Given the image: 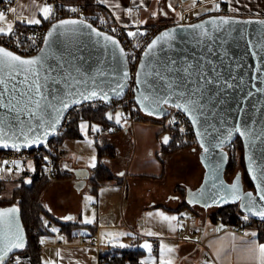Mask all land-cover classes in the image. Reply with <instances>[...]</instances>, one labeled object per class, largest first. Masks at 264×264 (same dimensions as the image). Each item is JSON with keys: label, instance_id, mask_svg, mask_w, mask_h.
Returning <instances> with one entry per match:
<instances>
[{"label": "water", "instance_id": "1", "mask_svg": "<svg viewBox=\"0 0 264 264\" xmlns=\"http://www.w3.org/2000/svg\"><path fill=\"white\" fill-rule=\"evenodd\" d=\"M220 17L237 23L230 22L219 27L205 23L216 19L219 25ZM83 21L84 25H91V28L96 29V32L111 36L118 42L119 47L105 41L103 35L98 36L93 33L91 28L76 25L69 26L75 27L77 29L75 32L65 33L63 29H56L49 37L47 44L44 39L41 49H45V54H42L40 49L35 55L23 58L45 55L46 66L51 65L54 70L53 75H56L60 80L59 84L51 85L58 90L60 96H63L64 91L68 90L63 77L71 73L72 77L81 82L70 91L87 93L95 90L98 93L97 97L89 100L80 98V103H69V106L63 109L59 115V122L56 124L55 130L50 127V124L56 119L53 109L42 113L45 121L48 122L43 129L38 126L39 120H32L33 131L28 132V135L29 137L40 136L42 141L40 143L25 146L24 138L19 134L18 124L14 128H5L9 137L14 132L16 136L14 139L5 137L8 146L4 147L3 144H0V151H29L41 148L56 135L67 113L76 106L90 101H104L110 105L113 100L123 98L130 82V70L121 43L112 34L95 28L86 20ZM245 21L250 23H244ZM260 21H264V18L210 14L190 23L168 26L160 31L153 40L169 31L172 32L173 38L166 42L161 41L146 56L147 47L135 72L133 94L135 104L147 116L164 118L169 116L173 108L183 113L189 120L199 147L198 158L204 169L200 185L195 190L186 192L185 200L190 206L197 205L207 209L236 204L241 213V220L264 222V217L258 214L264 209V200L260 198L257 191L258 184L264 188V180H261V176L264 175V139L256 138L264 132V91H261L264 89V24H261ZM202 23H204L203 29L194 30L189 27V25ZM57 24L59 22L53 25ZM53 25L47 30L45 37L53 30ZM202 32H207L208 35H201ZM0 47L3 46L0 45ZM121 49L124 53L123 56L120 55ZM141 63L145 65L143 73L152 72V75L147 77L142 75L141 79L145 80V83L138 85L137 73L141 72ZM189 65L192 66V74L185 79L186 74L182 70ZM125 72H127V77L124 76ZM157 72L160 73L159 76L156 75ZM200 72L203 73L202 76L199 75ZM206 80H212L213 83H206ZM196 81H199L203 89L204 108L202 115L197 113L199 121L194 125L188 114L174 105L177 103L176 94L185 91L183 84L187 83L188 90H191L197 86ZM169 83L173 84L172 88L168 87ZM227 83L232 84L233 87L228 88ZM117 85H122V88ZM141 92L153 98L169 95L172 98L168 104H161L159 108L150 104V101H145L144 105H141L137 103ZM104 93H107V100L102 98ZM200 97L201 94L197 93L196 98ZM75 98L78 97H68L69 100ZM53 103L57 108L62 107L57 101H53ZM148 111H152L153 114L149 115ZM117 113L120 111L114 113L108 109L106 118L109 122L122 128L120 121L117 123ZM3 114L4 110H0V115ZM21 119L27 121L28 117H21ZM238 124L242 131L248 132V135L243 136L233 131L231 137L221 147H216L219 141L227 136V132ZM24 130L27 131V126ZM45 131L47 132L46 136L44 135ZM165 137H168L167 143H164ZM237 139L242 144L245 172L253 187L244 190L242 183L238 181L239 176H236L232 184L238 182V195L241 198L233 199L228 190L232 184L225 183L224 175L229 161L226 148ZM169 141V136L164 135L162 142L168 144ZM201 143L208 148V152L204 151ZM13 144L18 147H13ZM249 157H251L256 179H253V172L249 171ZM217 165H219L218 168ZM72 174L76 178L75 188L80 191L84 187L88 175H84L80 169H73ZM247 193L252 194L251 198L247 196ZM15 224L22 231L25 247V235L18 214H15ZM24 247L13 249L4 258L3 264L12 254L23 250Z\"/></svg>", "mask_w": 264, "mask_h": 264}, {"label": "crops", "instance_id": "2", "mask_svg": "<svg viewBox=\"0 0 264 264\" xmlns=\"http://www.w3.org/2000/svg\"><path fill=\"white\" fill-rule=\"evenodd\" d=\"M0 1L10 3L6 10L0 9L5 17L0 21V27H6L10 23L14 28L18 22L38 19L40 8L44 7L39 0ZM187 1L189 2V0H93L109 15V23L128 27H145L160 21L175 20L176 9L180 5L186 6ZM207 2L220 3L224 12L217 14L264 18V0H207ZM196 4L199 7L203 3L197 0ZM185 12L189 11L184 9L183 14ZM82 124L87 125L85 129L95 143L93 155L95 159L83 164L74 160L72 152H68L66 148L67 145L75 147V143L83 139L80 128ZM136 124L139 125L141 122ZM93 126L96 131H93ZM152 128V135L147 142L137 135L141 144L136 147L133 126L117 133L105 134L101 132L100 126L87 121L79 123L80 137L69 139L68 144L59 148L56 156L57 179L51 181L48 187L50 205L46 204L45 207L48 216L57 223V226L55 231H52V227L40 239L39 253L43 264H103L100 257L102 253L114 248L141 250L143 243L151 246V254L156 256V259L142 261L141 258V264H161L162 260L169 261L170 264H259L257 246L264 242L260 241L257 230L238 233L225 228L223 224L211 221L209 215L212 213L208 211L210 208L190 206L185 196L187 190H195L199 186L196 177L194 179L185 177V169L180 171L182 175L179 172L173 173L169 160L174 156L162 151V147L167 145L162 142L163 136L168 135L170 138V132L166 131L161 136L162 129L157 131L156 127ZM101 149H104L105 153L98 157V151ZM191 150L195 151L193 148ZM177 155L176 157L180 158L179 153ZM98 164L111 174V179H94L93 170ZM201 168L203 175V167ZM73 169H80L84 175H88L80 191L75 188L76 178L72 174ZM4 172L7 173L2 171L0 180L8 178L9 175L4 176ZM15 173L19 174L16 175L19 180H23L28 174L23 169ZM88 184L89 190L96 195L97 205L93 211L86 208L80 194L79 196L74 194L81 193ZM181 188L185 189L184 193ZM183 208H188L193 217L179 213ZM157 213L176 219L164 220ZM179 216L187 219V222H179ZM87 220L91 222L88 223ZM65 225L70 231L69 237L64 231ZM83 229L86 233H82ZM59 231L62 232L63 239L59 236ZM181 231L185 233L182 234ZM149 232L153 235H148ZM155 237L160 238V244L156 254H153L152 240ZM91 239L97 241V248L88 244ZM162 245L166 246L163 250ZM141 251L144 254V251ZM17 259L20 264L25 263V259L18 256L11 258L15 262Z\"/></svg>", "mask_w": 264, "mask_h": 264}, {"label": "snow or ice", "instance_id": "3", "mask_svg": "<svg viewBox=\"0 0 264 264\" xmlns=\"http://www.w3.org/2000/svg\"><path fill=\"white\" fill-rule=\"evenodd\" d=\"M219 10V5L215 7V9ZM12 11H15L12 9ZM71 11L75 12L76 9L72 8ZM40 12L43 14L44 18L47 19L52 14V8L50 6H44L40 8ZM5 19L4 13L0 12V21ZM237 23L236 21H229L224 17L219 18V25L217 24L216 19H212L206 21L205 23L212 24L213 26L219 27L220 25H225L229 23ZM28 24H39L40 20L32 18L27 20ZM244 23H250L249 21H245ZM261 24H264V21H260ZM76 25H84V21L81 20H61L59 24L53 25V30L48 33V35L44 38L45 43H48L49 37L53 35V32L56 29H63L65 33L67 32H75L77 29ZM85 27L91 28V25H84ZM192 29H203L204 23L202 24H194L189 25ZM13 30L12 24H7L6 27H0V33L9 34ZM91 31L96 35H103L102 33L96 32V29L91 28ZM129 36H134L136 33L129 32ZM201 35H208L207 32H202ZM172 32H164L157 39L153 40L148 45V50L145 53L147 56L152 52L153 49L156 48L157 44L161 41H168L172 39ZM103 39L107 42H110L112 45L119 47L118 42L113 39L111 36L103 35ZM42 54H45V49L40 50ZM120 55L123 56V50H120ZM145 65L141 63V72L137 73V84H144L145 80L141 79V76H151L152 72L143 73ZM191 68L189 65L187 68H184L182 71L186 74L185 79L188 76H191ZM53 69L51 65L46 66L45 55L31 57V58H23L20 55L14 54L12 51L7 50L4 47H0V110H4V114L0 115V144H3L4 147L8 146L7 140L5 137L9 139H14L16 133L14 132L11 137H9L8 132L5 131V128H14L19 125V134L23 136L25 141V146L40 143V136L29 137L28 132L33 131L32 120H39V128L43 129L45 124L48 123L45 121L42 113L46 112L48 109H53L56 113L55 122L50 124V127L55 130L56 124L59 122V115L62 113L63 109H66L69 106V103H80V98L84 100H89L97 97L98 93L93 90L90 92L77 91L72 92L70 89L74 88L81 81L71 76V73L65 75L63 79L66 82L67 89L64 91L63 96L58 94V90L53 88L51 85L59 84L60 80L57 79L56 75H53ZM78 71V70H77ZM180 71V70H178ZM157 76L160 75L159 72L156 73ZM199 75H203L202 72ZM124 76L127 77V72L124 73ZM206 83H213L212 80H206ZM196 87L188 90L187 83L183 84L185 91H180L176 94L177 103L174 105L176 108L181 109L183 112L187 113L189 118L192 120L193 124H197L199 121V117L197 113L199 112L201 115L202 109L204 108V104L202 103L203 89L201 88L199 81H196ZM178 87L180 85H177ZM226 86L228 88L233 87L232 84L227 83ZM117 87H121L122 85H117ZM169 88L173 87L172 83L168 84ZM115 91V89H113ZM264 91V89H261ZM200 93L201 97L196 98V94ZM119 95V93H117ZM251 95V93H248ZM78 97L75 99H68V97ZM103 99L107 100V93L103 94ZM172 98L169 96H155L154 98L145 95V93L141 92L140 97L137 99V103L144 105L145 101H150V104L156 105L157 108L161 104H168L169 100ZM53 101H57L60 103L62 107L57 108ZM183 101V102H181ZM149 115H152V111H148ZM121 113L116 114L117 123L120 121ZM28 117V120L25 121L21 119V117ZM111 119V116H109ZM169 123H175V120L169 121ZM25 126H27V131H25ZM87 125L82 124L81 129L84 130ZM97 129L93 126V131ZM183 131V129H181ZM238 132L243 136H247L248 132L242 131L239 124L234 128L227 132V136L219 141L216 147H221L225 141L231 137L232 132ZM44 135H47V132H44ZM199 135V133H198ZM257 139H264V132H262ZM168 142V137L164 138V143ZM13 147H18V145L13 144ZM201 147L204 148L205 152H208V148L205 147L203 143H201ZM95 158L93 157V160ZM249 171L253 172V179H256L255 171L252 167L251 157H249ZM219 165H217V168ZM261 180H264V175L261 176ZM231 192L233 199H240L241 197L238 195L239 186L238 182H234L228 189ZM257 191L260 195V198L264 200V188H261L260 185H257ZM247 196L251 198L252 194L247 193ZM86 199H91L90 197ZM17 209L15 207L0 209V264H3L4 258L12 252L13 249H22L24 247V240L22 231L16 227L15 224V213ZM260 216L264 217V209H262L259 213ZM157 215L161 216L164 220H175L176 217H166L163 216L162 213H157ZM70 219V217H69ZM86 222L90 223V220ZM55 231V229H53ZM123 235V233H121ZM148 235H153V233L149 232ZM255 235V234H253ZM43 242V241H42ZM143 247L151 249V246L148 244L143 245ZM162 250L166 248V246H161ZM258 254H259V264H264V244H260L257 246ZM167 251H172V249H167ZM15 264H20L17 259ZM161 264H170L169 261H161Z\"/></svg>", "mask_w": 264, "mask_h": 264}, {"label": "built area", "instance_id": "4", "mask_svg": "<svg viewBox=\"0 0 264 264\" xmlns=\"http://www.w3.org/2000/svg\"><path fill=\"white\" fill-rule=\"evenodd\" d=\"M43 6H50L52 8V14L49 18L45 19L40 12L38 20L39 24H28L27 22H18L13 28L12 32L7 35H0V45L12 51L13 53L22 57H30L35 55L42 47L47 30L56 22L64 19H83L91 23L95 28L112 34L122 45L125 56L128 61L130 70V82L126 93L121 100H113L110 105H107L104 101H90L76 106L65 116L56 135L47 142L43 147L34 150H21V151H0V174L2 171L15 173L18 170H25L28 174L24 178L25 180H31L32 177H36L38 180L55 181L57 178L58 170L56 165V156L59 149V136L64 132L69 118L73 112L99 108L111 109L113 112L120 111L121 119L120 123L122 128L118 125L101 126L102 133H117L122 129H125L126 125L130 127L136 123L141 122V118L135 117V102L133 94V85L135 72L138 68L140 59L142 58L148 45L152 42L155 36L167 26H158L150 28L145 27H128L119 24L105 23L97 21L91 16H85L86 4L83 2H67L64 0H39ZM10 3L6 1H0V9L6 10ZM75 8L76 11H71ZM188 14L185 12L182 19L187 18ZM185 24V23H181ZM136 33L134 36H129L128 33ZM171 121L175 120V123H169L167 129L171 132L176 131L180 134L183 144L189 142L195 143V139L192 138L193 130L189 120L186 116L176 109H171L169 114ZM183 129V131H181ZM228 149L233 150L235 148L234 143L227 146ZM29 166L34 167V173L29 171ZM1 176V175H0ZM178 221L187 222L182 216L178 217ZM252 220H248L250 223ZM254 221V220H253ZM217 224H223L221 219L215 220ZM225 228L232 229L238 233H244L250 230H264V222L254 221L252 226L245 227L241 223L235 225L224 224ZM47 230H51L52 225L48 224ZM184 234V231H181ZM59 236L63 239L61 231L58 232ZM89 245L97 248L98 243L96 240L91 239ZM153 250L152 253L156 254V249L159 246V239L153 238L152 240Z\"/></svg>", "mask_w": 264, "mask_h": 264}, {"label": "trees", "instance_id": "5", "mask_svg": "<svg viewBox=\"0 0 264 264\" xmlns=\"http://www.w3.org/2000/svg\"><path fill=\"white\" fill-rule=\"evenodd\" d=\"M67 2H83L86 4L85 16H91L97 21L105 23L110 22L109 15L93 0H64ZM207 16V15H205ZM202 16L201 18L205 17ZM198 18L197 20L201 19ZM107 109L99 108L97 110L84 109L73 112L69 118L68 124L64 132L59 136V146L67 139H78L80 137L79 123L87 121L92 125L107 126L112 125L106 118ZM135 117H140L149 122L160 123L164 118H153L143 114L139 107L135 104ZM166 131H169L168 129ZM170 132V141L167 145L162 147V151L170 153L178 149L186 148L185 144L182 143L181 136L176 131ZM193 139L194 135L192 136ZM197 146V143L195 141ZM235 150L240 152V163L243 168V181L244 186L247 189H252V184L245 172L244 161H243V148L239 139L234 141ZM105 153L104 149L98 151V157H101ZM237 158L233 154L230 155L228 164L225 169V175L231 173L235 167ZM93 176L95 180H109L111 174L104 169L101 165H97L93 170ZM0 184H2L0 180ZM50 184L48 180H38L35 176L28 182L20 180V184L12 190L11 197L9 199L0 200V208L16 207L19 216V221L22 226L26 245L23 250L14 253L10 256L5 264H15L14 260H10L12 257L18 256L25 259L24 264H43L40 259L39 244L40 239L43 235L48 232L46 225L43 224V216L48 215L46 207L41 203V196L46 187ZM240 211L236 205H227L218 208L217 212L213 213L210 217L213 221L219 218L224 224L235 225L237 223L243 224L245 227H250L254 223L252 220L250 223L241 220ZM65 229L66 235L69 237L70 231ZM260 241L264 242V230H257ZM143 252L141 250H135L131 248H114L100 255L101 262L103 264H141Z\"/></svg>", "mask_w": 264, "mask_h": 264}, {"label": "rangeland", "instance_id": "6", "mask_svg": "<svg viewBox=\"0 0 264 264\" xmlns=\"http://www.w3.org/2000/svg\"><path fill=\"white\" fill-rule=\"evenodd\" d=\"M196 1L197 0H189V2L187 1L188 3L186 6L180 5L176 9V12L174 14L175 20L171 19V20L160 21V22H157L154 24H150L149 29H151V28L153 29V28L158 27V26H167L168 27L170 25H176V24H181V23H190V22H193V21L197 20L198 18H201L202 16H205L208 14H217V13H223L224 12V10L221 9V5L219 2H207V0H200L201 3H203V4H202V6L197 7ZM217 5H219V10L218 11L213 10V9H215V7ZM184 9H187L189 12H187L188 17L182 19V14H183ZM149 121H150V119H148V121L142 119L141 124H139V125L134 124L133 125V131L135 134V146L136 147H139L141 144L140 140L138 141V139H137L138 138L137 135H139L141 137V139H143L145 142H147V139L152 135V132H153L152 127H156L157 131L162 129V134H160V135L161 136L164 135V133L167 130V126L169 125V121H171V117L167 116L160 123H153V122H149ZM128 127H130V126L129 125L125 126V128H128ZM156 128H154V129H156ZM81 134H82L83 139L77 141L75 143L76 144L75 147L67 145L66 148H67L68 152H72V155H73L72 158L74 160L78 161V163H82V164L83 163H89L93 159V157H94L93 155L95 154V143L92 141L91 137L88 135L86 129H84V130L81 129ZM149 139H148V141H149ZM68 140L69 139L65 140L60 145L59 148L68 144L67 143ZM141 146L143 147V145H141ZM185 146H186V148H182V149H178V150H175L173 152H170L171 155L174 156V158L173 159L171 158L169 160V164H170V166L173 167V170H174L173 173H178V172L180 173L181 170L185 169L184 170L185 171V173H184L185 177H188V178L190 177L193 179L196 177L195 180L198 182V185H199L201 182V179H202V168H201V164L199 163L198 156H197L198 147L196 146L195 143H191V142H189ZM192 148L195 149V151L192 152V150H191ZM58 151H59V149H58ZM178 153H179L180 158L176 157V156H178L177 155ZM232 154L235 156V158H237V161L234 163L235 167H234L233 171L226 176L227 180H229V181H231V179L234 178V176L236 175L237 172L238 173L240 172L243 174V168H242L240 160H239V157H240L239 150L234 149ZM133 159L134 158H132V160ZM167 160H168V158H167ZM174 161H177V162L174 163ZM185 166H188V168H185ZM29 171L31 173H34V167L29 166ZM11 173L12 172H10V173L4 172V176H6L5 174H7L9 176L6 179L4 178L5 180H1L2 184H0V200L9 199L11 197L12 190L20 184V180L16 176L19 174L13 173L14 174L13 175ZM180 174L182 175L183 173H180ZM188 178H186V179H188ZM48 187H49V185L43 191L42 196H41V203L44 206H46V204L50 205V189ZM176 189H174V191L178 192L177 191L178 189L177 190ZM181 189L183 190V188H181ZM184 190L182 191V193H184ZM74 194L76 196H79V194L82 196L83 202H84L86 208L89 209V211L95 210L96 205H97L96 198H95L96 195H94L89 190V184L87 185L86 188H84L81 191V193H74ZM88 197L91 198L90 202H88L89 199H86ZM217 210H218V208L214 207V208H210L208 211L213 214V213L217 212ZM179 213H181L184 216L190 217V218L193 217L192 212L188 208L181 209ZM211 215H209V219L212 221V219L210 217ZM48 223H52L53 229L56 230L57 223L54 222V220L52 218H50V216H48V215L43 216V224L47 226ZM52 231H54V230H52ZM82 233H86V231L84 232V229H83ZM155 238H158V237H155ZM158 239H159V244H160V238H158ZM146 244H148V243H146ZM143 245H145V244L143 243ZM140 249L144 251L142 261H145V260L146 261H148V260L154 261L156 259V256L151 254V249L149 250L148 248H145V247H141Z\"/></svg>", "mask_w": 264, "mask_h": 264}, {"label": "flooded vegetation", "instance_id": "7", "mask_svg": "<svg viewBox=\"0 0 264 264\" xmlns=\"http://www.w3.org/2000/svg\"><path fill=\"white\" fill-rule=\"evenodd\" d=\"M234 146H235V145H234ZM197 147H198V146H197ZM234 149H235V148H234ZM234 149H233V150H230V149L226 148L229 157H230V155L233 153ZM198 153H199V147H198ZM203 174H204V169H203ZM241 174H242V173H240V172L238 173V172H237L236 175L234 176V178H235L236 176H239L238 181H239L240 183H242V188H243L244 190H249V189H247V188L244 186V181H243V177H242ZM234 178H232L231 181H229V180H227L226 175H224V181H225V183H227V184H232ZM202 179H203V175H202ZM202 179H201V182H202ZM201 182H200V183H201ZM199 185H200V184H199ZM235 205H236V204H235ZM236 206H237V205H236ZM210 208H213V207H210ZM215 208H219V207H215ZM207 209H208V208H207Z\"/></svg>", "mask_w": 264, "mask_h": 264}]
</instances>
